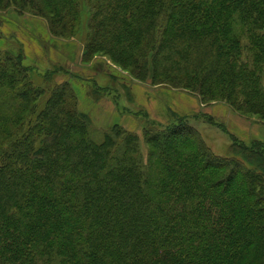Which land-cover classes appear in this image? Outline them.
<instances>
[{
  "label": "trees",
  "instance_id": "1",
  "mask_svg": "<svg viewBox=\"0 0 264 264\" xmlns=\"http://www.w3.org/2000/svg\"><path fill=\"white\" fill-rule=\"evenodd\" d=\"M8 11L64 41L86 14L83 65L264 119V0H0ZM19 52L0 50V264H264L262 142L230 135L219 157L177 116L142 129L145 162L121 125L91 138L79 75L37 86Z\"/></svg>",
  "mask_w": 264,
  "mask_h": 264
},
{
  "label": "rangeland",
  "instance_id": "2",
  "mask_svg": "<svg viewBox=\"0 0 264 264\" xmlns=\"http://www.w3.org/2000/svg\"><path fill=\"white\" fill-rule=\"evenodd\" d=\"M10 17H14L13 11L0 13V50L22 52L23 65L31 68V80L37 86L45 83L48 72L58 74L53 76L54 79L51 77L53 83H59L64 79V75H79L80 80L73 79L72 86L78 96L80 111L89 118V132L95 142L100 143L105 131L113 124L122 125L120 123L125 120V129L139 136L142 156L146 162L147 147L143 144L142 129L148 128L151 122L172 124L177 120V116H181L188 118V123L199 132L216 156H232L231 133L245 146L249 145L247 140H243V123L228 120L229 113L235 114L224 105H202L197 98L184 92L172 91L164 86L152 88L135 83L120 69L100 58L83 65L81 54L84 47L86 14L82 15V30L69 41L51 39L43 20L20 19L17 21L19 25L14 24ZM23 27L26 30H23ZM150 91L156 95V106L153 109L146 106L149 103L147 92ZM171 113L176 114L175 118ZM203 114L213 117L220 125L210 124ZM194 115L198 116L193 117ZM242 119L264 125V119L257 117ZM238 157L236 156V159H239Z\"/></svg>",
  "mask_w": 264,
  "mask_h": 264
},
{
  "label": "crops",
  "instance_id": "3",
  "mask_svg": "<svg viewBox=\"0 0 264 264\" xmlns=\"http://www.w3.org/2000/svg\"><path fill=\"white\" fill-rule=\"evenodd\" d=\"M147 94L149 95L148 96L149 103L146 106H149V108L153 109L156 106L155 105V103H156L155 102L156 95H155L154 92L152 93L151 91L149 93L147 92ZM228 120H232L234 123L235 122H240V124L243 123L242 124V126H243L242 128H243V131H245L244 133H242V134H245L243 140L244 139L247 140L246 142H251V141L255 140V141H260V142H262L264 144V125L255 124V123H252L251 121L250 122L249 121H245L244 119L238 117L237 115L235 116L232 113L231 114L229 113ZM125 122L126 121L124 120L123 123H120V124H122L121 126H123L124 128H125ZM233 134L231 133V135H233Z\"/></svg>",
  "mask_w": 264,
  "mask_h": 264
}]
</instances>
